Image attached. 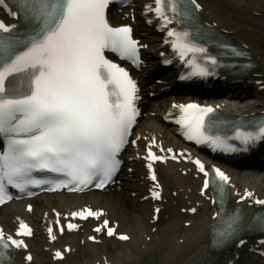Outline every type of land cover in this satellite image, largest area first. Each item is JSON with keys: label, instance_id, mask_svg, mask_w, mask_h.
Returning a JSON list of instances; mask_svg holds the SVG:
<instances>
[{"label": "snow or ice", "instance_id": "6c2138e0", "mask_svg": "<svg viewBox=\"0 0 264 264\" xmlns=\"http://www.w3.org/2000/svg\"><path fill=\"white\" fill-rule=\"evenodd\" d=\"M111 2L13 0V10L7 0H0V6L23 21L22 30L0 21V138H3L0 206L14 198L10 188L28 196L36 194L33 188L82 192L91 185L103 189L119 170V154L128 144L140 114L139 89L129 72L108 59L105 52L115 53L137 66L141 61L140 45L132 38V28L114 27L109 23L106 12ZM154 5H147L146 11L153 12L161 21V30L167 29V37L171 38L165 39V43H170L190 68L188 75L181 79L213 75L218 59L207 47L213 34L200 24L197 13L201 6L196 0H154ZM174 23L184 27L168 28ZM231 51L237 56L243 55L235 48ZM173 107L180 110L176 123L184 129V136L213 150L239 151L231 143L238 141L246 151L248 146L264 141V121L254 122L247 130L238 126L229 136L218 131L223 122L212 118L217 108L197 103ZM154 144L153 138L145 157L150 161L147 165L150 170L152 162L168 159L152 151ZM160 151L173 153L171 148L160 147ZM171 159L176 160L177 156L173 153ZM193 162L205 176L203 194L209 188L210 173L201 160ZM211 172L214 173L213 189L221 206V212L213 217L217 220L213 239L216 246H221L243 230V219L239 210L231 214L224 210L230 177L220 168H212ZM38 173L45 175L38 176ZM151 179H157L154 170ZM155 188H159L158 183ZM151 195L159 199L160 191H152ZM252 197L253 193L246 190L240 200ZM254 202L264 205L262 199ZM212 203L217 200L213 199ZM28 211H32L31 205ZM155 211L159 213L160 209ZM188 211L196 213L197 209ZM70 215L86 220L99 219L105 213L85 208ZM56 216L59 224L60 213ZM108 225L105 219L94 231L104 230L108 237L115 236L121 241L131 239ZM254 226L264 230V216H258ZM78 227L75 223L67 224L68 230ZM59 231L63 233L64 227ZM48 233L51 240H56L52 227ZM31 236V227L22 220L15 235L0 227V264L10 259L7 256L10 249L28 248L25 240L17 237ZM89 239L99 243L95 236ZM55 258L63 259V253L56 251ZM25 259L31 262L33 256L29 253Z\"/></svg>", "mask_w": 264, "mask_h": 264}, {"label": "bare ground", "instance_id": "6f19581e", "mask_svg": "<svg viewBox=\"0 0 264 264\" xmlns=\"http://www.w3.org/2000/svg\"><path fill=\"white\" fill-rule=\"evenodd\" d=\"M147 0H138L139 3L146 2ZM237 6L240 8L245 9L246 11L248 6L252 5L253 7L251 10L248 11L250 17H252L257 24L262 26L261 30H256L252 29L250 22L248 20H242L244 22H236L231 20H227L223 10L220 8V6L214 2L211 3V13H208L210 17L213 18L214 21L218 22L222 27L227 29V31L232 35L233 37L237 38L238 40H246L247 44H249L255 52L260 56L261 60L264 62V38L262 40H259L258 36H263L264 37V22L262 20H258V16L256 15L255 12H264V0H236ZM216 5L219 7V10L217 8H213V5ZM248 13H244V16L248 15ZM263 43V44H262ZM249 104H243L238 106H226L225 108L228 110H237V109H244L247 107ZM159 127L161 130H163L162 126L158 123H155L152 121L150 130H158ZM162 176L165 180L166 183V189L169 192H172L173 190L178 191L177 195V204L173 205L174 208L177 210H181L179 208L180 206L185 207L188 206V202L190 201V204L194 205L197 201H202L198 195H194L193 192L189 193L186 191L188 187L194 186V183L191 182V176L190 173H187V175H183L182 173H176L174 169H168L164 170L162 173ZM253 181L256 184H260L255 178H253ZM251 185L257 189V187L251 183ZM259 188L261 189L260 191L263 192L264 194V186L259 185ZM96 194V193H94ZM188 194V197L186 198V195ZM96 196V195H95ZM97 199L99 198L96 196ZM111 199L114 200L113 204H109L115 211L119 212L122 214L121 209L118 207V199L117 196L115 195L114 197L111 196ZM122 209L126 210L128 213L131 214V218L137 219L139 222L140 220H143L142 216H136L135 211H138V208L135 206H130L129 202H127L124 206L119 205ZM208 209H205L201 212H197L196 214L192 215L191 218L194 220L193 228L191 230H187L182 228L179 224H174L173 222L180 221V219H174V220H169L168 228L172 225V229H168L166 233L160 232L161 235V242L158 244H152L153 249H161L162 248V242H167V238H176L178 236L183 235L188 243V252L189 256L185 257L182 261L181 264H204L208 259L210 258V255L206 252H204V249L202 247V241L203 245L208 243V240H203V238L206 237L207 235V230L209 228L210 221L207 220V213ZM127 218V215L123 213V216L121 219ZM177 220V221H176ZM127 225H130V222L128 219H126L125 222ZM172 223V224H171ZM131 228H133L131 226ZM134 229V228H133ZM197 229V230H196ZM147 230V231H146ZM76 238H68V241L71 243H74L77 238H82L84 235L79 234V235H74ZM158 238L155 235H150L148 227L145 226V232H139L137 235V238ZM76 245V244H74ZM35 248H37V245H34ZM101 249L92 248L89 247L88 250H85V256L82 258H78L75 261V264H83L86 262L87 259L92 258V257H97L96 260H100L101 263H103L105 260V256L108 257V259L112 262L113 257H119L122 258V254L115 248L114 246H110V241H105V243L101 246ZM151 248V249H152ZM150 249V248H149ZM145 253H148V247L144 248ZM48 253V252H47ZM102 254V255H100ZM100 255V256H99ZM184 255L182 253L179 256ZM46 255L44 258L40 256H36L35 258V264H50V261H45L46 259L49 258ZM168 258H175V250L168 251ZM112 264V263H111Z\"/></svg>", "mask_w": 264, "mask_h": 264}]
</instances>
